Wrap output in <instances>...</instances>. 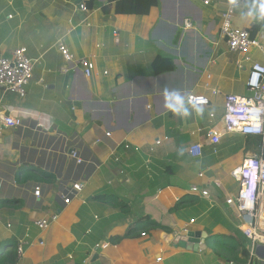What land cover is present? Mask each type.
Segmentation results:
<instances>
[{"label":"crops","instance_id":"0c3cea01","mask_svg":"<svg viewBox=\"0 0 264 264\" xmlns=\"http://www.w3.org/2000/svg\"><path fill=\"white\" fill-rule=\"evenodd\" d=\"M107 4L0 0V55L25 47L37 60L25 96L0 88V111L22 121L0 137V245L28 238L14 264H243L234 261L242 257L235 245L250 243L225 200L239 189L231 172L255 154L258 140L224 133L213 146L207 130L222 128L225 94L250 95L249 71L261 53L248 60L228 49L221 33L227 0H156L143 15L117 14L114 5L107 13ZM238 11L237 28L264 20L257 6ZM59 40L95 63L91 77L62 71ZM157 58L174 68L156 73ZM190 93L211 102L193 109ZM193 143L204 144L201 157L188 153ZM233 145L243 146L238 165ZM77 182L83 189L66 205L59 193ZM54 214L49 227L35 224ZM145 217L169 230L131 234ZM182 230L202 232L205 246H177Z\"/></svg>","mask_w":264,"mask_h":264},{"label":"built area","instance_id":"2783aa9c","mask_svg":"<svg viewBox=\"0 0 264 264\" xmlns=\"http://www.w3.org/2000/svg\"><path fill=\"white\" fill-rule=\"evenodd\" d=\"M206 4L212 0H203ZM228 5L222 13L221 33L226 41L228 49L235 53L249 55L252 51H259L261 59L254 61L249 71L247 79V89L249 96L236 94L224 95V114L222 117V128L216 126L207 130V141L213 146L221 142L224 133H240L249 135L258 140L257 154L243 160L242 165L235 168L231 174L239 184L236 194L226 197V204L234 211L238 219V229L244 238L250 243V255L246 264H255L264 258L257 254V247L264 245V28L256 35L252 36L250 28H237L233 25V17L239 8L245 4L257 6L264 3V0H227ZM81 8L86 10L85 4ZM9 18H13L10 14ZM115 41H119V31L113 30ZM58 50L63 55L67 65L62 71L71 69H81L86 77H91L95 69V63L86 57H76L71 49L61 40L57 44ZM37 60L31 59L27 55L25 47L16 48L10 56L0 55V88H5L15 92L20 96H25L27 86L33 75L34 66ZM214 95H219L220 91L213 89ZM186 102L193 109L207 107L211 100L208 95L190 93L186 97ZM215 117L214 113L210 114ZM19 117L6 114L0 111V137L5 129L21 126ZM110 136L111 132H106ZM160 144L161 140H157ZM127 150L132 148L130 143H125ZM138 150V147L134 148ZM216 150V149H215ZM188 153L193 157H201L204 153L203 143H193L188 147ZM72 155L81 161L76 151ZM118 159V158H117ZM203 176V173L199 174ZM83 183L77 182L72 185L69 191L59 193L60 199L67 205L73 197L77 196L83 189ZM191 190L201 194L207 199H213L212 193L207 188L193 186ZM41 187H35L34 194L40 197ZM54 214L50 218H42L36 221L40 228H47L57 219ZM30 244L27 237L17 241V259H20Z\"/></svg>","mask_w":264,"mask_h":264},{"label":"trees","instance_id":"16d2710c","mask_svg":"<svg viewBox=\"0 0 264 264\" xmlns=\"http://www.w3.org/2000/svg\"><path fill=\"white\" fill-rule=\"evenodd\" d=\"M156 3V0H108V4L105 6V10L107 13L111 12V7L114 5V11L117 14L123 13H135L139 15L147 14L149 8ZM101 4V3H99ZM264 4V3H263ZM262 5V4H261ZM260 5V10H261ZM91 8L94 6H98L97 1H91L89 3ZM262 13V12H261ZM264 16V13H262ZM264 28V20L260 21L259 23L254 24L249 30L252 33V36H256L262 29ZM154 68L155 72L160 74L161 72L169 71L174 68V64L172 61H166L165 63L159 62V58L154 60ZM178 208L174 207L173 210ZM155 228H164L165 230L168 229L161 225L160 223H154L150 221L148 217L140 219L130 230L131 234L136 232H144L142 234L147 233L151 229ZM169 230V229H168ZM211 242V239L209 240ZM2 245V246H1ZM0 245V264H14L17 259V241L15 240H5ZM241 246L242 257H237L236 260L240 263H247L249 255H250V248L244 243H238L235 247Z\"/></svg>","mask_w":264,"mask_h":264},{"label":"water","instance_id":"95a60500","mask_svg":"<svg viewBox=\"0 0 264 264\" xmlns=\"http://www.w3.org/2000/svg\"><path fill=\"white\" fill-rule=\"evenodd\" d=\"M205 237L206 236H202V232L200 231L182 230L179 233L177 246L189 250H198L199 248H203L205 246L201 243L202 238L205 239ZM257 254L264 258V245H259L257 247Z\"/></svg>","mask_w":264,"mask_h":264},{"label":"rangeland","instance_id":"374dc122","mask_svg":"<svg viewBox=\"0 0 264 264\" xmlns=\"http://www.w3.org/2000/svg\"><path fill=\"white\" fill-rule=\"evenodd\" d=\"M239 12V11H238ZM237 12V13H238ZM236 13V14H237ZM236 14L234 15L233 17V21H234V18L236 16ZM234 23V22H233ZM242 149H243V146L240 147V146H236V145H233V152H232V157H233V164L234 165H238L241 163V160H242V157H243V153H242ZM251 150L256 153V148H251ZM240 159V160H239ZM233 183H235L234 179H233Z\"/></svg>","mask_w":264,"mask_h":264},{"label":"clouds","instance_id":"9594fccd","mask_svg":"<svg viewBox=\"0 0 264 264\" xmlns=\"http://www.w3.org/2000/svg\"><path fill=\"white\" fill-rule=\"evenodd\" d=\"M261 12L264 13V4L261 5Z\"/></svg>","mask_w":264,"mask_h":264},{"label":"bare ground","instance_id":"6f19581e","mask_svg":"<svg viewBox=\"0 0 264 264\" xmlns=\"http://www.w3.org/2000/svg\"><path fill=\"white\" fill-rule=\"evenodd\" d=\"M256 154H257V148H256V153H255L254 155H256ZM254 155H253V156H254Z\"/></svg>","mask_w":264,"mask_h":264}]
</instances>
